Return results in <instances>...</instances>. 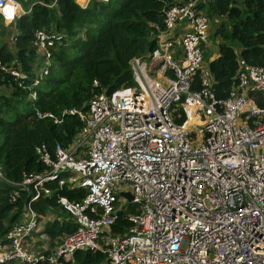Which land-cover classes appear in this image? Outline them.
I'll return each instance as SVG.
<instances>
[{
  "label": "built area",
  "instance_id": "obj_1",
  "mask_svg": "<svg viewBox=\"0 0 264 264\" xmlns=\"http://www.w3.org/2000/svg\"><path fill=\"white\" fill-rule=\"evenodd\" d=\"M210 1L166 8L154 49L130 61L132 85L94 94L60 118L48 115L57 125L77 117L81 127L67 147H36L43 172L13 182L0 167V183L15 188L10 202L17 189L29 197L21 221L1 237L0 264H76L74 254L87 250L101 251L106 264H264V108L255 97H264V66L237 58L228 97L215 98L204 61L210 25L203 6ZM11 3L0 0V14L10 6L14 17L24 14ZM66 39L34 32L32 79L19 63L0 62V71L35 102ZM64 187L85 193L77 202L56 196L75 231L52 250L28 251L33 235L49 241L32 204ZM121 216L131 226L114 235Z\"/></svg>",
  "mask_w": 264,
  "mask_h": 264
},
{
  "label": "trees",
  "instance_id": "obj_2",
  "mask_svg": "<svg viewBox=\"0 0 264 264\" xmlns=\"http://www.w3.org/2000/svg\"><path fill=\"white\" fill-rule=\"evenodd\" d=\"M18 1L25 14L14 23L17 33L14 51L5 45L0 47L1 64L15 62L14 67H17L19 63L20 69L32 79L34 32L52 30L64 33L67 39L63 43L68 45H60L53 53L52 67L36 90L35 102L28 100V92L19 89L13 77L0 71V88L5 89L0 93V136H4L0 142V167L6 178L13 182H21L24 173L45 170L35 153L36 147L45 145L49 151L56 144L67 147L81 127L77 117L66 116L57 125L48 115L60 118L64 110L80 109L94 94L110 93L133 84L130 61L154 49L155 27L162 28L164 11L179 2L111 0L105 4L91 0L86 8H81L74 0ZM203 11L213 22V39L221 41L218 56L210 64L209 71L215 98L225 100L234 83L237 58L250 65L264 66V0H211L203 6ZM93 26L99 27L97 32ZM5 31L2 30L1 34ZM52 68L60 74L58 78H50ZM29 82L25 81L26 84ZM7 90L9 92L5 94ZM255 97L257 105L264 108V97ZM24 104H32L34 109L22 112ZM48 187L56 189L54 185ZM14 189L0 183V240L19 222L29 199L28 193L17 189L16 201L11 203ZM56 196L77 202L85 193L81 189L64 187L54 191L51 197L32 204L38 217L46 214L56 217L44 230L51 248L76 229L71 216L57 205ZM128 212L133 213L135 209L130 207ZM58 218L63 220L58 222ZM130 226L121 216L110 232L124 234ZM74 261L76 264H106L107 257L101 251H78L74 254Z\"/></svg>",
  "mask_w": 264,
  "mask_h": 264
},
{
  "label": "rangeland",
  "instance_id": "obj_3",
  "mask_svg": "<svg viewBox=\"0 0 264 264\" xmlns=\"http://www.w3.org/2000/svg\"><path fill=\"white\" fill-rule=\"evenodd\" d=\"M14 2L20 4V2L18 0H12L11 5ZM14 19H16V18L12 17L11 21L8 20V22H5L3 20V22H0V25H1L0 26V46H4L5 45L6 48H8V49H9V47H11L12 51H14V50H13V44L11 43V40H10V36H11L13 31H16L15 28L13 27V24L15 23ZM208 21H209V25H210V32H209L208 42H207V44H205V48H204V61L205 62H207V59H209V58H212V57H214L216 55L218 56V45L221 42L219 39H213V26L214 25H213V22H211L209 19H208ZM215 21H217V20H215ZM3 25H5V26L11 25L12 27H8V28L5 27L4 28ZM93 27H94V32H97L99 27H96V26H93ZM2 30H6L4 34H1ZM79 35H81V37H84L82 34H79ZM235 51L238 52V49L235 48ZM59 76H60V74L55 69L52 68L51 73H50V78H52V77L53 78H58ZM4 90H5L4 88H0V93H3ZM33 109L34 108H33L32 104H24L22 112H28V111H31ZM3 140H4V136L1 135L0 136V142H3ZM37 238H38V235H37ZM34 247L35 248L32 249L33 252L43 251V249H47V250L53 249V248H51L49 246L48 239L47 240L37 241L34 244Z\"/></svg>",
  "mask_w": 264,
  "mask_h": 264
},
{
  "label": "crops",
  "instance_id": "obj_4",
  "mask_svg": "<svg viewBox=\"0 0 264 264\" xmlns=\"http://www.w3.org/2000/svg\"><path fill=\"white\" fill-rule=\"evenodd\" d=\"M75 1H76V0H75ZM87 2H88V0H83V5H82V6L79 5V6H80L81 8H84V7L87 5ZM88 4H89V3H88ZM77 5H78V4H77ZM20 9L24 12V10H23V8H22L21 5H20ZM24 14H25V13H24ZM24 14H22L21 11L18 10V12H17L15 18L17 19V18H19L20 16H22V15H24ZM12 17H14V13L12 12L11 8L8 7V8L6 9L5 12H3V13L0 14V22H3V20H4L5 22H8V20L11 21ZM16 19H14V21H16ZM215 22H216V21H215ZM0 26H1V25H0ZM3 26H4V28H5V27H6V28H8V27H12L11 25H8V26L3 25ZM13 27L15 28V25H14V24H13ZM16 34H17L16 31H13L10 37L14 38V37H16ZM219 44H220V43H219ZM0 47H2V46H0ZM216 57H217V55H216ZM55 219H56V217H55L54 214H46L44 217H39V218H38L39 225H40V226H39V229H40L41 231L44 232V230H45V226H46L47 224L51 223V222H54ZM57 220H58V222H61L63 219H62V218H58ZM20 221H21V217H20V219H19V222H20ZM37 241H40V239L37 238V235H33L30 239H28V240L26 241V243H25V247H26V249H27L28 251H32V249L35 248V247H34V244H35ZM51 250H52V249H51Z\"/></svg>",
  "mask_w": 264,
  "mask_h": 264
},
{
  "label": "water",
  "instance_id": "obj_5",
  "mask_svg": "<svg viewBox=\"0 0 264 264\" xmlns=\"http://www.w3.org/2000/svg\"><path fill=\"white\" fill-rule=\"evenodd\" d=\"M216 58H217V57L214 56V57L210 58V59L206 62V66H207V68L210 67V64H211ZM123 196L127 198L128 202L131 201V196H130L129 194H123Z\"/></svg>",
  "mask_w": 264,
  "mask_h": 264
},
{
  "label": "bare ground",
  "instance_id": "obj_6",
  "mask_svg": "<svg viewBox=\"0 0 264 264\" xmlns=\"http://www.w3.org/2000/svg\"><path fill=\"white\" fill-rule=\"evenodd\" d=\"M77 2H78L79 4H82V3H83V0H77ZM81 2H82V3H81ZM7 8H8V7H7ZM7 8L4 9V12L6 11ZM10 8H11V7H10ZM11 10H12V8H11ZM12 12H13V11H12Z\"/></svg>",
  "mask_w": 264,
  "mask_h": 264
},
{
  "label": "clouds",
  "instance_id": "obj_7",
  "mask_svg": "<svg viewBox=\"0 0 264 264\" xmlns=\"http://www.w3.org/2000/svg\"><path fill=\"white\" fill-rule=\"evenodd\" d=\"M79 6V5H78Z\"/></svg>",
  "mask_w": 264,
  "mask_h": 264
}]
</instances>
